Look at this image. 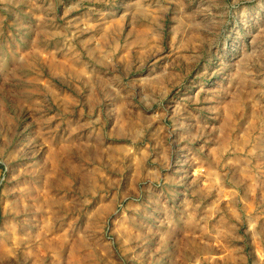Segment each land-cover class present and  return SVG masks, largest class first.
Listing matches in <instances>:
<instances>
[{"label": "rangeland", "instance_id": "1", "mask_svg": "<svg viewBox=\"0 0 264 264\" xmlns=\"http://www.w3.org/2000/svg\"><path fill=\"white\" fill-rule=\"evenodd\" d=\"M0 264H264V0H0Z\"/></svg>", "mask_w": 264, "mask_h": 264}]
</instances>
